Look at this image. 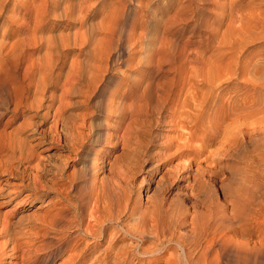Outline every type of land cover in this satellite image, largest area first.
Returning a JSON list of instances; mask_svg holds the SVG:
<instances>
[{"label": "bare ground", "instance_id": "bare-ground-1", "mask_svg": "<svg viewBox=\"0 0 264 264\" xmlns=\"http://www.w3.org/2000/svg\"><path fill=\"white\" fill-rule=\"evenodd\" d=\"M8 1L9 0H0V18L1 15L5 13L3 15L4 19L2 21L0 20V91L5 85L8 86V84H13L9 77L12 68L5 67L11 63L10 61L8 63L10 59L14 58L17 66L20 63H28L26 64L27 68H25L26 72L23 73V75H26L29 79V83L26 85L22 83L20 85L23 89L26 88L24 94L19 95L17 92L18 89L16 90V88L13 87L14 85L12 86L13 89L8 91L11 94L10 102L15 104L12 110L18 109L17 107L26 100L25 104L27 105L31 96L32 98L28 106H41V100L43 99L42 97L45 91L50 87L58 85L62 81L61 77L63 75L65 76L64 83H62L63 86L66 85L68 88L71 86V90L78 81L81 82L80 80H87L86 82L90 85L96 84L97 87H102L101 84L99 85L98 83V81H100L99 77H101L100 79L102 80L107 74L109 61L102 56L103 53L101 50L104 46L102 47L101 44L100 47H102V49L100 50L99 45L96 43L101 40L97 37L99 33L107 35V32L111 30H109V28H111L110 26L105 25V23L108 22L106 21L107 15L102 19L100 18L101 20H98V23L94 22L91 19V15L86 12L88 8L86 7V3L90 0H49L46 6L48 11L49 8H61V10L58 11V16H67L68 18V16L76 14L77 11L79 15L75 17L78 21L73 30H69V32H64L62 30L57 33H48L47 31H52L53 29H46L48 22L45 21V14H41L44 11L40 13V11L36 9V5H33V0L26 1L24 3L25 6H19V9L17 7H7ZM188 2V4H183V1L179 0L180 8H178L181 13H192L190 12L192 10L191 3L190 1ZM216 5L224 7L225 4L218 3ZM93 6H95V4H93ZM229 6L233 8V2H230ZM26 10L28 11L26 12ZM260 10L263 11L264 9ZM50 12L55 14L53 10ZM175 14L178 13L175 12ZM25 15L27 16L25 17ZM20 16L25 17L27 19L26 22L19 23ZM156 19L157 23L154 29L160 27L159 19ZM176 21L178 20L176 19ZM33 22H35L34 25H31ZM145 24H147L145 27L146 30H148V26L150 27L149 21L147 20ZM243 24L242 22L240 28L237 29H242L244 27ZM3 26L6 27L3 28ZM169 26L170 27L165 28L166 30H164V33L174 32V27L171 26V24H169ZM147 32V44L153 46L143 45L144 47L141 48V51L147 53H150L148 51H152L154 55L160 54V56L163 57L164 55H169L172 61L168 63L171 62L172 65L173 63L176 64L175 62H182L178 65V68L182 72L181 75L177 77L178 81L176 80L172 83H170V80L169 83H164L161 80H156V82L151 81L139 92L143 81L146 79L144 71L148 65L146 64L147 62L138 63V65H136V72L141 77L139 79H132L128 77L130 75L127 76L123 75L124 73H120L122 75L116 77V81L126 84L128 90L126 89L127 92H123L124 94L120 102H115V99L113 100L112 97H110L105 103V108L109 111V115L113 113L117 114L119 117L117 125L123 126L132 104H129L127 101L128 99H136V103H140L139 105L137 104V106L135 105L136 109L133 110L132 108L131 112L134 111L133 114L140 112L153 116L157 110L161 112L158 120L156 119L157 122L170 124V126L177 131L175 141H171L172 144H167L165 142L166 144L164 143L162 146L164 152L158 157L163 160L153 167L156 174L163 171V175L158 181L160 185L158 189L159 192L155 193L150 199L149 203L151 204H148L145 208L142 207L137 200L133 199V188L129 185L128 187L125 186L128 179L126 177V180L122 179V173L119 174L120 172L116 169L118 165H116L115 160L117 159L113 158L111 162L109 161V163L106 164V167L108 166L113 169V172L118 171V175L122 176L121 180H125V183L121 184L125 185L119 186L120 183L117 184L116 179L112 181V177L109 175L105 176V180L102 179L96 182L94 181L95 178H92L93 182L90 185L87 184V181L90 180V177L88 178L90 170L92 169L91 172L94 176L97 174L98 167H104V165H99L97 153H95L92 159L89 158V156L92 155L94 145L97 142H101L103 137L106 143L111 142L112 138L116 137L115 149L118 150L122 144L123 146L125 145V148L128 147L129 150L130 140L126 137L125 140L121 139V136L113 135L112 133H105L102 137V134H104L100 126L102 124H97L96 122L90 124L91 122H88L89 119L87 120L89 112H78L73 110L71 106L70 108L69 105H64L63 103L59 104L56 109H48L44 114L46 117L52 116L54 118V123L50 124L47 129L39 131V133L43 135L39 137L40 141L37 139L38 142H32V138H36L35 134L39 129L38 126H36L38 122L36 121L35 123L33 121L29 123V125L33 126H31L33 130L32 133L31 130L29 132L27 131L28 125L17 126L16 129L11 130L10 138L8 137L9 140L7 138L8 142L0 144V172H10L13 174V177L20 180L19 183L15 184L13 188L14 191L8 190L6 194L10 192L9 197L13 200L22 196L24 202L28 204L36 203V207L32 210V214L30 215L32 221L27 225L17 226L7 219L0 220V224L2 225L0 234L5 237V240L0 243V264H18V260L21 258H34L37 255L35 253L37 249L26 248L32 245V240L35 238L41 235L45 236L44 232L41 233L42 230L54 234L55 237H60L61 241H65L68 236H71L73 233L75 234L76 243H79H77L78 245H76V247H72L71 256L74 259V264H86L89 260L87 256L95 254L98 251V253H102L104 256L99 259L100 256L98 254L97 256L99 257L96 258L98 260L92 263L90 262L91 264H145L149 260H147L148 255L155 257L156 260L166 258L169 262L171 259L172 264H249L251 257L255 254V248L236 244L235 242L231 244L230 239L226 238V235L228 231L238 229V226L234 225H237V222H239V226H242L246 220L250 221L254 218L252 215L254 199L251 200L249 197L245 198L243 192L240 191L241 189L231 183V188L230 186L229 188L232 191L233 197H230L227 201V208H229V210L215 211V209H213V204L208 203L205 198L201 199L200 195H203L202 188L208 183V179L204 177V171H208L210 173L209 175L214 178L222 176L226 171L225 157L223 156L230 152L231 148L237 143L239 135L243 132V125L246 124L248 126L249 134L255 138L258 129V112L260 109L258 110V108H256L255 99H250L249 102L247 101L244 102V104H240L241 106L239 108L242 110L236 105H234V107L227 105L225 103L226 100L225 102L223 101L220 106L218 104L220 94L216 91L222 86L223 80L232 77L233 73H215L211 68L206 67L208 63L202 62L203 60L199 61V58H194V61L193 59H188L190 52L183 49V43L181 44V48L178 46V43L176 45L173 43L174 40L172 41L170 38L168 39V37L164 39L161 36V38L168 41L164 42L165 44L168 43V45L159 47L156 43L160 41V39L152 37L151 34L149 36ZM213 32L212 40H215V31ZM255 32L256 31L253 32V35ZM258 33L260 36V31ZM152 35L154 36V34ZM13 37H15L14 40H8ZM251 37V40L255 38L254 36ZM260 37L262 38V36ZM220 40L222 42L226 41L224 38ZM72 45H79L80 51L83 52L84 57L76 56L73 58L70 67L64 71V64L66 62L65 51L70 49ZM41 48L42 51H40ZM181 54H184L185 57ZM184 58L186 59L184 60ZM204 58L206 59V57ZM92 60H98L99 62H91ZM15 61L13 62L15 63ZM159 61H161V59H159ZM206 61H208V59ZM196 62L198 64H196ZM160 65L161 63L158 64V69H160ZM94 69L99 70L97 71L98 73L96 71L93 72L92 70ZM18 77L14 78L17 79ZM112 95H116V92L111 93V96ZM7 109L9 110V108ZM38 109H40V107L36 108V110ZM163 110L167 112L162 114ZM90 116H92L91 113ZM78 118L81 119L78 120ZM152 119L150 117V119L145 122L144 126H141L139 130L136 129L143 140L147 138V141L149 140L155 118ZM229 119L232 121H229ZM29 120L30 119H28V121ZM99 122H101V120ZM108 123L107 126H109ZM124 130L126 131V129ZM126 133L128 132L126 131ZM48 136L51 138L48 142H51L53 145L51 147H46L44 145L42 148V144ZM142 138L140 137L141 140ZM216 141L220 143L218 158L215 159L214 166L208 165V169L207 167L204 169L202 161L208 159L211 155H207L206 157L203 156L204 158L202 155L209 146ZM241 141L239 143H241ZM148 142L146 144L143 143L144 145L141 150L139 149L140 153L134 152L138 158L141 153L146 152ZM174 145L177 146V151L179 148H181V150L178 152L170 151L171 147ZM135 147H137V145ZM235 147H237V145H235ZM125 148L123 147L122 153L127 151ZM130 149L133 150V148ZM114 156H119V154H115ZM180 156H183V158L186 157L188 162L182 165L181 163L172 164L173 159ZM78 161L84 163V167L82 166V169L75 170L74 172H68L73 162L76 163ZM90 162L91 164L88 165ZM139 167L142 168V164L139 163ZM136 168L135 172L133 171L134 173H137V171L141 169L137 168V170ZM260 171L262 172L263 170ZM181 172L185 174L182 176L180 175ZM134 173L133 176H135ZM116 174L117 173H115V177H117ZM133 178L134 177H132V180ZM181 178L184 182V186L191 190V196L198 197L199 201L202 200L204 206L211 210L207 218H197L195 216V218L192 219V223L194 222V224L191 223L193 226L188 234H179L176 229L178 224L184 220V213L180 209L182 201H180L181 203L178 202V200L169 202V196L167 195L168 192L173 190L175 185L179 183L178 180ZM132 180L130 179V181ZM224 184L225 181L222 185ZM247 184L248 183H246V185ZM197 191L200 192L197 193ZM246 194L248 193H245V196ZM43 206L47 207L42 214L39 208ZM202 212L203 211H201V213ZM91 239L93 241H91ZM89 242H95V245L90 246ZM82 243L84 244L81 245ZM180 246L184 248V253L180 251ZM129 256H132L130 260Z\"/></svg>", "mask_w": 264, "mask_h": 264}, {"label": "rangeland", "instance_id": "rangeland-1", "mask_svg": "<svg viewBox=\"0 0 264 264\" xmlns=\"http://www.w3.org/2000/svg\"><path fill=\"white\" fill-rule=\"evenodd\" d=\"M26 1L28 0H9L7 3V7L9 8L17 7L18 8L19 6H25L24 3ZM73 1H77V0H73ZM182 1H183V4H188L189 3L188 1H190L191 9H192L190 12L192 13H189V12L181 13V11H179V8H180L179 0H173V1L172 0H90L86 3V7H88L86 9V12H88V14L91 15V19L94 22L98 23L105 15H107L106 21H108L110 25L108 24V22H106L107 24L105 23V25H108L111 27L109 28V30L110 29L111 30L110 31L108 30L109 32H107V35L106 34L104 35V33L98 34L99 36L97 37L100 38L103 42L101 40L97 41V43L95 42L96 44L99 45L100 50L104 46L105 50L104 48L101 50L103 53L102 56H104L105 59L107 58L109 61L108 71L106 72L107 74L102 80L100 79L101 77H99L100 81H98V83L99 85L101 84L102 86L100 88L97 87L96 84L90 85L88 82H86L87 80L86 81L80 80L81 82L78 81L75 84L76 87L74 86V88L71 90L70 89L71 86L70 88H68V86L66 85L63 86L62 83H64V78H65V76L63 75L61 77L62 81L58 84L59 86L56 85V86L50 87L47 91H45V94L42 97L44 100L43 99L41 100V106H37V105L33 107H30V105L28 106L32 98L31 96L30 101H28L27 105L25 104L27 101L26 100L25 102L21 103L19 107H17L18 109L12 110L15 104L13 102L12 103L10 102L11 94L8 91H10L11 89H13V87H15L16 90L17 89L19 90V91L17 90L19 95H22L25 93L26 88L23 89L20 85L22 83L24 85L29 83V79L26 77V75H23V73L26 72L25 68H27L26 64L28 63L27 62L20 63L17 66V63L14 58L8 60V63L9 61L11 63L6 65L5 67L12 68L11 73H9V77H10V80H12L13 84H10V85L8 84L9 88L8 86L5 85L4 88L0 91V106H2L0 107V144H3L4 142H8L7 138L8 137L10 138L11 130L16 129L17 126L20 127L22 125H28L29 129L27 128V131L29 132L31 130V133H32L33 130L31 128L33 126L29 125V123L33 121L35 123L36 121L38 122L36 123V126H38L39 129L37 131L38 133L36 132L35 134L36 138L34 139L32 138V142L36 143L40 141L39 137H42L43 135L39 133V131H43L47 129L50 124L54 123L53 121L54 118L52 116L46 117V115L44 116V114L48 111V109H53V110L56 109L59 106V104L63 103L64 105H69V107L71 106L73 110L78 111V112L87 111L89 112L87 120L88 119L90 120V121L88 120V122H91L90 124H93L95 122L97 124L99 123H101L102 125L104 124L103 127L102 125H100L104 133L102 134V137L103 135H105V133H109V134L112 133L113 135L121 136V139L125 140L127 138L128 140H130L129 150H131L130 148H133V150L129 151L128 147L125 148V145L123 146L121 144L120 145L121 147L118 150H116L115 141L117 140V138L113 137L111 142L106 143L105 138L103 137L102 141L100 140L101 142H97L94 145L92 149V155L89 156V158L92 159L95 153H97V157L99 159L98 161L99 165L101 166L104 165V167L103 168L98 167L99 172L97 171V174L94 176L92 175V172H91L92 169L90 168L91 170H90V173L88 174V178L90 177V180L87 181V184L90 185L93 182L92 178L93 179L95 178L96 180L94 179V181L96 182L98 180L104 179L106 175H109L110 177H112V181L113 179L114 180L116 179L117 181L116 183L117 184L120 183L119 186H123L126 184L125 186L128 187L129 185L130 187H132L133 188V199L137 200L139 204L145 208L148 204H151L149 203V201L153 197V195L159 192L158 189L160 185L158 184V181L163 175V171L156 174V171H154L153 167L154 165H156L157 163L163 160L159 158L164 152V149L162 146L164 145L165 142L167 144L168 143L172 144V142L175 141V136L177 134L176 133L177 131H175V129L171 127L170 124L163 123V122L161 123L157 122L158 117H160L161 115V112H158L157 110L154 114L156 117L154 115L151 116L149 114H144L140 112H136L133 114L134 111L131 112L132 108L133 110L136 109L137 104L139 105L140 103V102L136 103V99L135 100L128 99V101L125 100L129 104L132 103L130 107L131 110L128 113V117L126 119L125 124L123 126H119L117 125L118 124L117 120H119L118 115L115 113H113L112 115H109V111L106 110L105 108L106 107L105 103L110 97H112L113 100L115 99L114 100L115 102L116 101L120 102L122 99V95L128 90V86L123 83H118L116 81V77H118L119 75H122L123 73H124L123 75H127V76L130 75L128 77H131L132 79H139L141 77L136 72L137 70L136 65H138V63L147 62L146 64L148 65L144 71L146 79L143 81L142 86L139 89V92H141L142 89L145 88L146 85H148V83L151 81L156 82V80L157 81L161 80L164 83H169L170 81H171L170 83H172L173 81H176L177 77L181 75L182 72L178 68V65L182 62H175L176 64L173 63L172 65L171 62L168 63L169 61H172V58H170L171 56L169 57V55L167 56L164 55L163 57V56H160V54L154 55L152 51H148L150 53L141 51L142 50L141 48L148 45L147 44L148 41L146 40L147 31H148L147 33L149 34V36L151 34L152 37L156 39H160V41L156 43L159 47L168 45V43L167 44L164 43L165 41H167V40H164V39H167L165 37H168V39L170 38V40L172 41L174 40L173 43H175L176 45L178 43L179 47H181V44L183 43L182 45V47H184L183 49H185L187 52H190L189 54L190 56L188 55V59L190 58V59H193L194 61V58H199L198 59L199 61L203 60L202 62H206V64L208 63L206 67L211 68L215 73H218V72L233 73L232 77H229L223 80L222 86L216 91L217 93L220 94V98L218 100V104L220 106L222 105L223 101L225 102L226 100L225 103L227 105H230L232 107L236 105L239 108L241 106L240 104H244V102H247V101L249 102L250 99H255L256 108H258V110L260 109L258 112V123H257L258 129L256 131L255 138H253L249 134L248 126L246 124L243 125L244 126L243 132L239 135V139L237 143L235 144L237 145V147H235L234 145L233 146L234 148L232 147L231 151L228 152L225 156H223L225 157V164H226V171L224 172V174L218 178H214L209 175L210 173L208 171H204L205 173L204 177H206L205 179H208V183H206L204 187L202 188L203 195H200V196H201V199L205 198L208 201V203H212L213 209H215V211L216 210L226 211L227 209L229 210V208H227V204H228L227 201L228 199H230V197L231 198L233 197L232 191L230 189L231 183H233L236 187L238 186L241 189L240 191L243 192V196L245 198L249 197V199L251 200L254 199L253 200L254 205L251 204L254 207V209H252L253 214L250 212L254 216V218L250 221L246 220V222H244L242 226H239V222H237V225L234 224L235 226H238V229H232L228 231L226 238L230 239L231 244L235 242L236 244H241L244 246L255 248V254L251 257L249 264H264V77H263L264 76V36H263L264 35V22H262L264 21V10H263L264 0H232V1L231 0H182ZM230 2H233V5H234L233 8L229 6ZM48 3H49V0H44V1L43 0H33V5L34 6L36 5L35 6L36 9H38L40 13L44 11L41 14L43 15L45 14L46 16L45 21L48 22L46 29L48 28L53 29L52 31H47V32L57 33L62 30L64 32L66 31L69 32V30H73L74 27L76 26L75 24H77L76 22L78 21L76 20L77 18L75 19V17L79 15V12L77 11L78 14L76 12V14L72 16H68V18L67 16L61 17V16H58V13H59L58 11H60L61 8L60 9L49 8V11H48V9H46V6L48 5ZM218 3H224L225 5L224 7H219L216 5ZM93 4H95V6H93ZM260 9H262L263 11H261ZM51 10H53L55 14H52L50 12ZM27 11L28 10H26V12ZM174 11L178 14H175ZM3 15H1V18H0L1 21L4 19ZM26 16L27 15H25V17ZM25 17L20 16L19 23L26 22L27 19ZM239 17H242V18H239ZM156 18L159 19L160 27L158 28L156 26L157 29H154L157 23ZM176 19L178 21H176ZM147 20L149 21V24H150V27L148 26V30H146V27H145V25H147L145 24ZM242 22L244 23L243 24L244 27L243 28L241 27L242 29H237V28H240V24ZM34 23L35 22H33L31 25H34ZM169 24H171V26L174 27V32L164 33V30H166L165 28L170 27ZM4 27L6 26H3V28ZM213 31H215V36H216L215 40H212V34L214 33ZM254 31L256 32L253 35ZM259 31H260V36H262V38L259 36V33H258ZM152 34H154V36ZM161 36L164 39L161 38ZM251 36H254L255 38L251 40L252 39ZM222 38H224L226 41L222 42L220 40ZM14 39L15 37L10 38L8 40L12 41ZM161 42L163 43V45ZM100 45L102 47H100ZM148 46L152 47L153 45L149 44ZM79 47H80L79 45H72L70 46V49L65 51L66 52L65 53L66 62L64 64V71H66L70 67V64L73 58H75L76 56L84 57L83 52L80 51ZM137 49H138V52H137ZM40 51H42V48L40 49ZM198 54H199V57H198ZM201 54H202V58H201ZM181 55L184 56V54H181ZM204 57H206V59ZM209 57L210 58L212 57V58L210 59ZM159 59H161V61H159ZM185 59L186 58H184V60ZM207 59L208 61H206ZM11 60L15 61V63ZM94 61L99 62L98 60H92L91 62H94ZM197 62L196 64L199 63ZM148 63L149 64L151 63V64L149 65ZM159 63H161L160 69H158ZM92 71L97 72L99 70L94 69ZM159 75L161 76V78ZM14 77L15 78L18 77V78L15 79ZM108 83H109V87H108ZM112 90L116 92V95L111 96V93H114ZM39 107L40 109L36 110V108H39ZM7 108H9V110ZM239 109L242 110L241 108ZM166 112L167 111L163 110L162 114ZM90 113L92 116H90ZM27 115L30 118H28ZM24 117H25V120H24ZM135 117H137L138 119ZM150 117L151 119L152 117L153 119L154 118L155 119L153 121V126H152L153 129L151 128L152 129L151 135L150 137L148 136L149 137V140H148L149 142H148L147 141L148 138L143 140L140 133H137V132L141 126L145 125V122H147V120H149ZM28 119L30 120L28 121ZM80 119L81 118H78V120ZM98 120L99 121L101 120V122H99ZM229 121H232V120L229 119ZM107 123L109 126H107ZM127 127H128V130H127ZM124 129H126L128 133H126ZM140 137L142 138V140L140 139ZM50 139L51 138L49 136L46 138L45 142L42 144V148L44 145L46 147L47 146L51 147L53 145L51 142H48L50 141ZM134 140L135 141L137 140V141L135 142ZM146 141L148 142V146L146 148L147 150L146 152L141 153L138 158V156H136L134 152L140 153L142 146L147 143ZM240 141L241 143H239ZM136 145L137 147H135ZM123 147L127 149V151L124 152L125 154L122 153ZM176 147L177 146L175 145L172 146L170 151L178 152L181 150V148H179V150L177 151ZM219 148H220V143L216 141L212 143L209 146V148L204 152L202 157L211 155V157H209L208 159H204V161H202L203 162L202 166L204 169H206V167L208 169L209 166L215 165V159L218 158V153H219L218 151L220 150ZM115 154L116 155L119 154V156L121 157L114 156ZM183 156L175 157L172 161V164L175 165L177 163H181L182 165L183 163H187L188 162L187 158L186 157L183 158ZM112 158L117 159L115 160L116 165H118L116 166V169H118V171L120 172L119 174L122 173L121 175L123 177L121 175H118L117 170H116L117 172H113V169L109 168L108 166L106 167V164L109 163V161L111 162ZM139 163L142 164V168L139 167ZM90 164L91 162L88 165ZM196 164H195V167H196ZM82 166L84 167V163L82 162H79V161L76 163L73 162L68 172H72V171L74 172L75 170H78V169L80 170L83 168ZM136 167L141 168V169L138 170ZM135 168L138 170V171L136 170L137 173H134ZM260 170H263L262 171L263 173ZM115 173H117L116 174L117 177H115ZM133 173L135 174V176H133ZM184 174L185 173L181 172L180 175L183 176ZM121 177L122 179H125V177L128 179L126 183H125L126 179L123 181L121 180ZM132 177H134L133 180H132ZM130 179L132 181H130ZM224 181H225V184L222 185ZM19 182L20 180L18 178L13 177L12 173L0 172V201L4 200L0 202V220L7 219L9 221H12L17 226L29 224L32 221V217L30 216L32 214V210H34V208L36 207V203L28 204L27 202H24L22 200V196L20 198L13 200V199H10L9 197L10 192L6 194L8 190L14 191L13 188L15 184ZM178 182L179 183L175 185L174 189L170 190L169 191L170 193L168 192L167 195L169 196V202L170 201L175 202L177 200L178 202L182 201V203L180 202L181 203L180 209L184 213L183 214L184 220L183 222L178 224L176 229L179 234H188L190 233V230L192 229V226H193L192 224H194V222L192 223L193 221L192 219H194L195 216L197 218L199 217L207 218V216H209L208 213L211 210L207 209L204 206L202 200L199 201L198 197L191 196V190L184 186V182L182 178L178 180ZM121 183H125V184L122 185ZM246 183L248 184L246 185ZM199 192L200 191H197V193ZM245 193H248V194H246L245 196ZM46 207L47 206H43L42 208H39L40 213L43 214L45 212ZM200 210L203 212L201 213ZM0 229H2L1 224H0ZM43 232L45 236L41 235L38 238H35L36 240L35 239L32 240V245H29V247L26 248V249H33V248L37 249L35 251L37 255L34 258H27V259L21 258L18 260V264H72V263L74 264V259L72 258L71 254H72L73 248L76 247V245H78L77 243H79V242L76 243L75 236H74L75 234L73 233L71 236H68L67 239H65V241H61L60 237L58 236L55 237L54 234H51V233H48L42 230L41 233ZM4 240H5V237L0 234V243H2ZM91 241L93 240L91 239ZM84 243H82L81 245H83ZM89 245L94 246L95 242H89ZM180 251L184 253V248L182 246H180ZM98 252L87 256L89 257V260L86 262V264H91L93 261L98 260L96 259L97 257L100 256L99 259H101L104 256V254L98 253ZM98 254L99 256H97ZM131 257L132 256H129V260L131 259ZM147 260L148 261L145 264H172L171 259L169 262L167 261L166 258L156 260L155 257L150 256V255H148ZM183 264H186V263H183Z\"/></svg>", "mask_w": 264, "mask_h": 264}]
</instances>
